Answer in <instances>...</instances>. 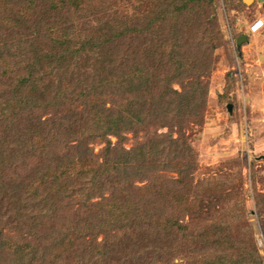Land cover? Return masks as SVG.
I'll use <instances>...</instances> for the list:
<instances>
[{
  "label": "trees",
  "instance_id": "16d2710c",
  "mask_svg": "<svg viewBox=\"0 0 264 264\" xmlns=\"http://www.w3.org/2000/svg\"><path fill=\"white\" fill-rule=\"evenodd\" d=\"M43 2L40 16L38 0H0V264H263L213 222L220 208L182 213L160 187L168 173L196 185L186 129L208 93L165 78L209 76L217 0H158L149 19L77 44L66 34L77 1Z\"/></svg>",
  "mask_w": 264,
  "mask_h": 264
},
{
  "label": "rangeland",
  "instance_id": "374dc122",
  "mask_svg": "<svg viewBox=\"0 0 264 264\" xmlns=\"http://www.w3.org/2000/svg\"><path fill=\"white\" fill-rule=\"evenodd\" d=\"M43 1L38 0L36 8L40 16L46 7ZM68 1L72 0H58L64 9ZM75 1L80 5L75 9L76 21L66 32L69 43L74 44L77 40L85 41L84 35L96 27L105 29L106 38L114 37L119 32L118 26L143 20L145 15L149 19L158 5V0ZM216 3L223 43L215 50V65L209 76L200 80L193 79L190 74L184 77L179 72H169L165 78L166 83L172 79L182 82L173 84L179 91L182 87L198 86V90L208 93L201 117L186 129L187 141L197 159L193 174L196 185L187 192L174 182L178 175L168 173L167 179L160 181V187L162 196L180 207L182 213L186 214L194 201L202 211L210 206L216 210L220 208L213 222L226 221L223 228L229 225L230 232L235 231L233 239L237 238L238 248L248 250L251 259L255 257L254 261L257 252L264 264V209L257 205V195L264 196V44L256 50L255 39L250 37L254 20H264V0L249 3L217 0ZM258 35V40L264 36V27ZM241 37L246 39L238 45ZM37 43L45 47L51 44L46 39H39ZM13 52L19 60H28L25 52L19 49ZM103 146H95L96 153ZM131 146L132 141L126 145L127 148ZM197 196L198 201L195 200ZM187 216L183 217L185 221L189 220ZM246 225L251 230L249 234L244 232ZM131 231L133 237L138 234L145 238L147 234L146 228L135 227ZM121 240L117 245L126 248ZM235 252L233 255L239 257Z\"/></svg>",
  "mask_w": 264,
  "mask_h": 264
},
{
  "label": "built area",
  "instance_id": "2783aa9c",
  "mask_svg": "<svg viewBox=\"0 0 264 264\" xmlns=\"http://www.w3.org/2000/svg\"><path fill=\"white\" fill-rule=\"evenodd\" d=\"M264 27V21L262 19H257L255 20L251 27H250V32L251 33H257L259 31H261Z\"/></svg>",
  "mask_w": 264,
  "mask_h": 264
},
{
  "label": "crops",
  "instance_id": "0c3cea01",
  "mask_svg": "<svg viewBox=\"0 0 264 264\" xmlns=\"http://www.w3.org/2000/svg\"><path fill=\"white\" fill-rule=\"evenodd\" d=\"M258 19H260V18H258ZM256 20H257V19H256ZM262 20H263V19H262ZM254 21H255V20H254ZM263 21H264V20H263ZM261 31H262V30H261ZM261 31H259V32H257V33H251L252 36H250V37H253V40L255 39V45H256V47H257L256 50L260 49L261 46H262V44H264V36H261L259 40H258V38H257V35H258ZM258 36H259V35H258Z\"/></svg>",
  "mask_w": 264,
  "mask_h": 264
},
{
  "label": "water",
  "instance_id": "95a60500",
  "mask_svg": "<svg viewBox=\"0 0 264 264\" xmlns=\"http://www.w3.org/2000/svg\"><path fill=\"white\" fill-rule=\"evenodd\" d=\"M251 1H252V0H245L246 3H249V2H251ZM245 39H246V37H241V38H239V40H238V45H240Z\"/></svg>",
  "mask_w": 264,
  "mask_h": 264
}]
</instances>
